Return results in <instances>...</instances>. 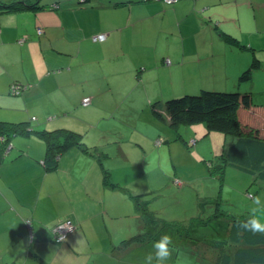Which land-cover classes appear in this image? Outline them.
I'll return each instance as SVG.
<instances>
[{
	"label": "crops",
	"instance_id": "1",
	"mask_svg": "<svg viewBox=\"0 0 264 264\" xmlns=\"http://www.w3.org/2000/svg\"><path fill=\"white\" fill-rule=\"evenodd\" d=\"M39 1L35 8L0 12V119L24 121L29 130H79L71 126L69 118H79L82 110L97 111L115 122L112 134L117 141L112 142L118 143L116 154L127 155L121 142L132 138V132L139 134L131 147L139 150L144 164L153 157L150 149L167 150L161 148L166 141L157 146L155 138L168 136L170 142L176 138L171 146L178 143L170 116L159 119L151 108L157 102L164 110L165 99L181 88L177 85H187L184 77L191 71L190 65L200 68L194 71L200 78L221 77L218 83L229 74L238 78L249 62L242 64L233 53L212 50L214 36L196 42L200 50L197 56L187 50L186 43L182 49L160 52L144 42L145 28L155 24L157 29L163 28L169 16L181 20L195 13V24H209L204 21L205 13L195 9L222 0H181L171 5L102 0L100 5L89 7L80 6L79 0ZM131 26L141 28L142 33H130ZM101 32L107 33V38L93 40V35ZM22 38L25 40L19 43ZM189 47H195V42ZM14 81L30 86L20 94L11 92ZM205 86L202 83L201 87ZM86 96L91 97L88 105L83 104ZM244 112L245 120H253V112L242 109ZM259 122L264 123V118L259 116ZM1 140L0 136V152ZM18 140L16 136L10 141L13 147L0 162V264H159L157 259L154 263L146 259V243L165 226L154 223L158 210L148 206V199L138 198L143 194L134 195L146 194V190L125 188L114 180L103 156L85 154L78 146L62 152L57 167L48 170L44 141L33 137L20 144ZM180 144L187 155L189 150ZM198 207L205 214L204 204ZM260 219L263 224L264 214ZM62 221H71L76 229L65 241L57 242L53 235ZM173 224L178 230H173L177 241L183 245L184 239L193 240L181 234L179 224ZM133 229L140 236L133 240L140 252L136 259L130 258V246L124 242L131 238ZM227 231L228 225L225 235ZM169 248V256L179 257L180 249Z\"/></svg>",
	"mask_w": 264,
	"mask_h": 264
},
{
	"label": "rangeland",
	"instance_id": "2",
	"mask_svg": "<svg viewBox=\"0 0 264 264\" xmlns=\"http://www.w3.org/2000/svg\"><path fill=\"white\" fill-rule=\"evenodd\" d=\"M9 1L11 0H0V5H4ZM43 1L50 0H40L39 3ZM101 2L102 0H89L82 3V5H88L86 7L97 6ZM195 11L197 13H205L206 19L204 21L211 22L214 27H217V24L214 25L213 23H222L219 28L224 31L225 37L229 39H226V43L215 42L210 47L212 50L216 52H231L234 48L242 49L240 63L245 64L250 61V64H252L256 58L261 61V67L252 72L250 83L240 81V73L238 78L234 74H229L227 80L215 83L221 77L200 78V73L194 72L200 68L190 65L188 69L191 71L184 77V83L186 82L187 85H177L181 88L170 94V98H178L185 94H197L201 92V88H204L201 87L202 83H206V88L204 89L220 91L239 90L238 88H241L242 85L241 91L253 92L254 101L258 104H264V0H222L220 4L213 3L207 8L200 6ZM194 19H197L195 13L186 20L185 41L187 50L194 51L197 56L200 50L196 41L199 39L202 42L211 31L205 30L204 26L206 24L204 23L200 24L198 29ZM203 29L206 32H203ZM128 30L132 34L142 33V29L139 27L131 26ZM159 30L153 26L146 27L144 37L147 41L144 40V42L147 46H156L161 52L168 48L169 43L166 41L168 38L164 37L166 34L165 30L162 31L161 35ZM189 37L196 39L195 47H189ZM218 38L220 37L216 39ZM249 43L254 45V49H243L242 46L251 45ZM172 44L176 47V44ZM204 51L203 48L201 52ZM187 53L190 52L188 51ZM233 54L235 53L233 52ZM203 73L206 76H211L206 71ZM226 86L228 90L225 89ZM245 87L249 89L246 90ZM193 90L196 93H192ZM77 116L79 118H69L71 126L79 128V130H76L69 127V130L79 134L78 140L81 144L75 146L80 147L82 150L76 148L85 154L88 152L98 158L103 156L107 160L108 168L112 170L114 180L121 181L125 188H131L134 192L138 191L139 188L146 190L144 191L146 194L134 193V195L143 194L138 198L141 200L148 199V206L158 210L157 215H155L158 222L155 221L154 223H162L165 228L162 227L164 231L155 233L157 237L146 243L145 251L146 259L151 260L153 263L157 259L159 264H216L218 252L222 248L221 241L229 220L225 214L241 217V215L248 213L257 221H262L260 216L264 214L263 180L253 178L251 174L239 171L230 165H225L222 173L219 170L223 161V150L229 146L232 140L231 137H234V134L209 132L207 126H198L196 130L194 128V130L189 131L187 130L188 126H182L179 132L182 136H178L179 133H177L178 143L173 146L171 144L175 143L176 138L172 142L167 140H170L168 136L155 138L154 142L157 146L163 145L164 141H166L161 148L167 150L155 151L150 149V154L153 157L148 159L150 162L144 164L139 150L136 147H131L134 142L138 141L139 134L137 132H132V138L121 142V144L126 145L127 155L116 154L115 148H117L118 143L112 142V139L117 141V138L112 134L115 128L114 121H109L99 112L91 110L89 112L82 110ZM101 118L104 120L100 122ZM167 119L168 116L166 115ZM117 121L123 123L118 118ZM99 122L100 127L98 128L96 124ZM92 124L95 126L93 127ZM16 136L20 144L26 143L25 138L34 137L44 141L40 134L33 131ZM190 138H196L197 140ZM181 142L189 150L187 155L183 154L184 148L181 146ZM44 143L46 145L45 141ZM197 143L198 145L195 147ZM174 146L176 148L173 150ZM137 148L140 149V147ZM171 150H173L172 154H170ZM107 154L112 157H107ZM159 161V165H156ZM153 181L158 183L152 184ZM145 182L147 183L146 185ZM154 187L160 189H153ZM254 196H257V198L253 199ZM203 198L207 201V203L204 202L203 208L205 209V214H201L198 207L203 202ZM173 219L176 220L171 221ZM173 223L179 224L178 226L184 229L181 234L192 237L191 239L193 240L189 242L184 239L183 245L181 241H177L176 237L173 236V230H177V227L171 226L175 225ZM262 229L264 230V222ZM129 234L131 238L128 237L124 242L126 246H130V258H139V248L133 242V240L140 239V236L137 235L139 232L133 229ZM160 240H162V243H160ZM167 245L174 249H180L179 257L169 256L171 248L167 247ZM143 247L145 246L143 245ZM195 247H198L197 251H193Z\"/></svg>",
	"mask_w": 264,
	"mask_h": 264
},
{
	"label": "trees",
	"instance_id": "3",
	"mask_svg": "<svg viewBox=\"0 0 264 264\" xmlns=\"http://www.w3.org/2000/svg\"><path fill=\"white\" fill-rule=\"evenodd\" d=\"M36 1L11 0L4 5H0V11L20 10L26 8L27 6L35 8L38 5V0ZM152 1L160 2L164 5H171L178 3L181 0L173 2H169L167 0H139L138 2L145 3ZM85 2V0H79V5L85 6L82 5V3ZM187 19L188 16L181 20H177L176 17L173 16H169L165 19V26L163 28L160 27L159 33L165 30L166 34L164 37L168 38L166 41L169 43L167 49L183 48L184 43H186L185 33L187 31ZM208 23L209 24H206L204 27L206 31L210 30L211 33L206 35L203 40L210 39L211 36L215 37V42L220 41L222 43H226V39L229 40L225 37L226 34L224 31L219 28L222 23H213L214 25L217 24V27L212 26L211 22ZM195 25L199 29L200 25ZM155 27L157 28L156 24ZM205 30L203 29V32H206ZM95 35L92 37L93 40H95ZM217 37L220 38L216 39ZM24 40L25 39L22 38L21 40L19 39L18 42L22 43ZM195 41L196 39L194 38H188V42ZM172 43L176 44V47H174ZM249 44L251 45H243V49H252L254 45L252 43ZM241 50L242 49L234 48L230 53L234 52V55H236L235 58L237 59L240 58L238 54L241 55L243 52V50ZM168 62L169 60L167 63ZM249 64L250 61L243 66V69L240 71L239 80L242 82L250 83L249 81L252 78V72L261 67V61L256 58L253 60L252 64ZM28 86H30V84L14 81L11 84V92L15 91L20 94L22 90ZM238 89L239 90L234 89L232 91H220L201 88V92L197 94H185L178 98L169 97L170 99L168 98L164 102V110H160L158 108L157 102L152 103L151 109L154 115H156L159 119L165 120L166 115H169L170 124L173 129L177 130V133L180 132L182 126H188L187 128H189V126H195L190 127L193 128L191 131L194 130V128L196 130V127L198 126H207L209 132L214 131L225 134H234V137H231L232 140L229 146L223 150V161L219 167L220 172H223L225 165H230L239 171L251 174L253 178L263 180L264 182V123L259 122V116L264 118V104H258L254 101L253 92L241 91L240 89H242V85L241 88ZM245 89L248 90L249 88L245 87ZM192 93L196 92L193 91ZM157 100L161 101L160 99ZM242 109H244V111L248 110L253 112L255 116L253 115L250 117H254L253 120H245V112L242 113ZM31 131L40 134L46 142L45 167L48 170H54L57 167L58 160L62 152L72 146L81 144L78 140L79 134L72 130L65 128H32L29 130L24 121L13 123L0 119V136L2 138L1 143L3 144V148L0 152V162L5 160V157L13 147L10 141L18 134H28ZM179 135L182 136L181 133H179L178 136ZM190 139L197 140L196 138ZM186 142L188 141L186 140ZM197 145L198 143L195 147ZM202 201L203 202L200 203L201 206L207 203L204 199ZM217 203L219 204V202ZM225 215H227L229 219L228 231L226 235L224 234L225 237L223 236V240L221 241L222 248L220 245L221 251L218 252L216 264H264L263 224L254 219L251 215H241V217L228 214ZM65 222L72 223L71 221H62L57 226ZM72 225L73 229L67 233L65 239L60 241H57V237H55V231L53 229L54 241H65L68 238V235L76 229V225L73 223ZM181 231L184 232V229L180 228V232Z\"/></svg>",
	"mask_w": 264,
	"mask_h": 264
},
{
	"label": "built area",
	"instance_id": "4",
	"mask_svg": "<svg viewBox=\"0 0 264 264\" xmlns=\"http://www.w3.org/2000/svg\"><path fill=\"white\" fill-rule=\"evenodd\" d=\"M169 2H173L176 0H167ZM107 37L106 33H98L97 35L94 36L95 40H105ZM91 101L90 96H86L83 98V104L88 105ZM73 229V225L70 222H65L62 223L61 225L57 226L55 228V237H57V241L63 240L66 238L67 233Z\"/></svg>",
	"mask_w": 264,
	"mask_h": 264
},
{
	"label": "bare ground",
	"instance_id": "5",
	"mask_svg": "<svg viewBox=\"0 0 264 264\" xmlns=\"http://www.w3.org/2000/svg\"><path fill=\"white\" fill-rule=\"evenodd\" d=\"M86 2L89 1V0H85ZM101 33H104V32H101Z\"/></svg>",
	"mask_w": 264,
	"mask_h": 264
},
{
	"label": "clouds",
	"instance_id": "6",
	"mask_svg": "<svg viewBox=\"0 0 264 264\" xmlns=\"http://www.w3.org/2000/svg\"><path fill=\"white\" fill-rule=\"evenodd\" d=\"M169 59H167L166 61H168Z\"/></svg>",
	"mask_w": 264,
	"mask_h": 264
}]
</instances>
